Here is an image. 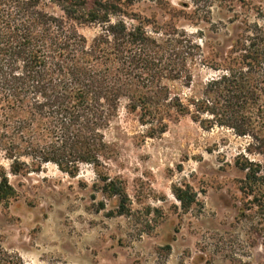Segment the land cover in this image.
Wrapping results in <instances>:
<instances>
[{
    "label": "trees",
    "instance_id": "1",
    "mask_svg": "<svg viewBox=\"0 0 264 264\" xmlns=\"http://www.w3.org/2000/svg\"><path fill=\"white\" fill-rule=\"evenodd\" d=\"M216 1L184 0L178 9L171 0H0V150L10 172L27 175L53 164L75 178L81 165L94 166L102 191L120 199L124 214L125 189L101 171L117 156L106 132L121 108L151 138L190 117L204 130L226 129L246 140L235 158L241 211L264 222V22H247L226 41L176 22H210ZM144 3L170 20L139 12ZM84 27L98 34L89 40ZM199 66L215 73L199 95H174L170 84L191 86ZM175 196L186 210L196 201L182 189ZM16 198L0 168V203ZM0 264L27 263L0 250Z\"/></svg>",
    "mask_w": 264,
    "mask_h": 264
},
{
    "label": "rangeland",
    "instance_id": "2",
    "mask_svg": "<svg viewBox=\"0 0 264 264\" xmlns=\"http://www.w3.org/2000/svg\"><path fill=\"white\" fill-rule=\"evenodd\" d=\"M181 2L171 0L178 9ZM137 10L170 20L149 3ZM176 22L191 34L226 41L242 34L247 22L263 24L264 0H218L210 22ZM81 33L91 40L98 28L84 27ZM214 74L199 66L191 86L173 82L171 91L189 99ZM106 141L117 156L101 171L125 189L124 214L120 199L102 191L94 166L81 165L75 178L53 164L15 176L0 150V168L17 192L8 205L0 203V250L27 264H264V222L255 212L244 217L241 211L242 176L235 158L246 140L226 129L204 130L190 117L170 122L164 134L151 138L123 106ZM177 189L196 195L189 210L176 198Z\"/></svg>",
    "mask_w": 264,
    "mask_h": 264
}]
</instances>
